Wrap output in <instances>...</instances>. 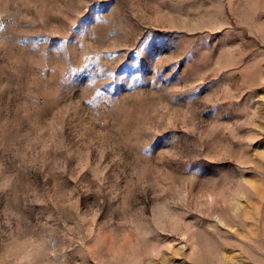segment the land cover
I'll return each instance as SVG.
<instances>
[{
    "label": "rangeland",
    "instance_id": "1",
    "mask_svg": "<svg viewBox=\"0 0 264 264\" xmlns=\"http://www.w3.org/2000/svg\"><path fill=\"white\" fill-rule=\"evenodd\" d=\"M264 0H0V264H264Z\"/></svg>",
    "mask_w": 264,
    "mask_h": 264
},
{
    "label": "snow or ice",
    "instance_id": "2",
    "mask_svg": "<svg viewBox=\"0 0 264 264\" xmlns=\"http://www.w3.org/2000/svg\"><path fill=\"white\" fill-rule=\"evenodd\" d=\"M262 98H264V97H262Z\"/></svg>",
    "mask_w": 264,
    "mask_h": 264
}]
</instances>
